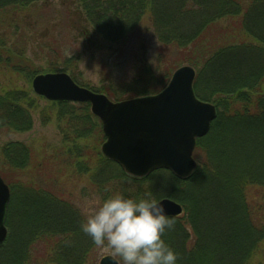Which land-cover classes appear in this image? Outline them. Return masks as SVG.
<instances>
[{
  "label": "trees",
  "instance_id": "obj_1",
  "mask_svg": "<svg viewBox=\"0 0 264 264\" xmlns=\"http://www.w3.org/2000/svg\"><path fill=\"white\" fill-rule=\"evenodd\" d=\"M39 1L45 0H0V26L12 25ZM71 1L83 11L82 22L102 39L127 42L145 26L164 51L155 67L148 61L139 66V77L131 84L111 88L117 100L162 91L184 62L197 70L196 94L218 109L211 131L198 140L200 164L189 179L159 170L135 180L103 155L99 139L90 144L96 127L101 137L103 130L89 103L49 101L60 124L68 125L59 148L64 166L75 162L78 175L88 177L90 188H83V197L95 194L101 203L117 193L142 196L143 188L126 190L130 182L143 184L159 176L169 180L158 189L160 198L167 196L184 207V214L174 217V230L164 237L178 254V264H254L258 257L257 264H264V221L259 219L264 218V202L249 200L252 188L264 193V0ZM2 46L0 63L27 72L30 82L42 73L25 58V51L5 42ZM70 61L54 64L48 72L72 70L78 82ZM157 75L162 77L159 87ZM35 104L24 89L0 92V133L31 130ZM36 153L22 142L0 147V170L11 188L9 236L0 245V264H97L99 250L80 230L86 219L82 209L46 190V157L37 160Z\"/></svg>",
  "mask_w": 264,
  "mask_h": 264
},
{
  "label": "rangeland",
  "instance_id": "obj_2",
  "mask_svg": "<svg viewBox=\"0 0 264 264\" xmlns=\"http://www.w3.org/2000/svg\"><path fill=\"white\" fill-rule=\"evenodd\" d=\"M69 5L71 7H68ZM83 16V11L71 0H49L48 2L45 0L36 2L20 14L19 18L14 19L12 25L5 24L0 26V50H2L4 42L13 49H22L25 51V58L32 62L34 67L42 73H47L54 64L64 66L71 60L69 64L76 66L77 71L74 74L81 85L72 77V70L56 72H66L71 75L78 85L94 92L105 94L112 101L117 102L118 98H115L111 94L113 92L111 88L121 90L126 85L131 84L139 77L138 67L145 61L150 62L155 67L158 58L164 57L162 55L164 51H160L157 39L153 37L152 32L150 34L147 32V27L145 26H142V28L140 26L127 42H109L98 36L90 24L82 22ZM222 23H226V21ZM175 59L176 56L174 55L172 60ZM180 64L182 66L187 65L184 62ZM167 66L170 67L169 64ZM164 67L162 68L164 69ZM160 72L162 73L161 70ZM174 73L175 70L172 71V75H169L171 76L169 83ZM160 78H162L160 75L155 77L156 87L160 86L159 82L162 81ZM143 85H139L138 87L140 88ZM14 87L24 89L29 93L31 98L36 100V104L31 110L33 127L31 130L24 132L0 133V147L9 142H22L32 146L34 153L37 151L34 154L35 156L37 155V160L46 157V185H44L46 186V190L65 197L64 199L68 200L67 202H71L76 209L77 207L82 209L84 217L87 218L100 201L95 194L83 197V188H90L88 177L78 175V172L74 168L75 162L65 166L63 164L62 157H65V155L63 150L61 151L59 148L62 146L64 131L68 125L64 121L60 124L61 121L56 117L57 110L53 109L46 98L38 96L34 92L32 81L30 82L29 77H27V72L13 71L6 64L0 63V92ZM108 94L113 96H109ZM96 122V119L93 118L95 126ZM96 128L94 130L95 135L93 134L89 142L92 145V143L99 139L98 146L102 151L106 137L104 131V137H101L99 127ZM197 146L194 158L200 164L197 158ZM3 164L0 163V165ZM2 167L8 169L7 167ZM16 174L19 175L18 172ZM59 176H62L61 180L65 182V191L61 190L63 186L58 182ZM52 180L57 181L52 183ZM167 184L169 185V180L163 181L159 176H154L143 184L130 182L126 190L128 192H135L138 189L142 190L143 188L144 191H147V189L151 188L150 192L161 200L168 197L162 196L160 198L162 190L158 189H162ZM257 192L259 191L256 188H252L249 200L264 202V193L258 194ZM259 219L264 221L262 217ZM96 248L99 250L97 264H100L101 259L105 256H114L106 246H97ZM114 257L120 261L119 257ZM260 259L261 257H258L254 264H257ZM93 260L95 261V259ZM120 264H122L121 261Z\"/></svg>",
  "mask_w": 264,
  "mask_h": 264
},
{
  "label": "water",
  "instance_id": "obj_3",
  "mask_svg": "<svg viewBox=\"0 0 264 264\" xmlns=\"http://www.w3.org/2000/svg\"><path fill=\"white\" fill-rule=\"evenodd\" d=\"M196 70L178 68L160 93L112 101L107 95L78 85L66 72H47L32 82L34 92L50 101L89 102L103 126V154L134 178H145L156 170L168 169L180 179L193 175L197 140L206 136L217 117V108L198 98L194 90ZM11 190L0 172V245L8 238L6 216ZM170 216L183 213V206L170 198L161 199ZM100 264H120L105 256Z\"/></svg>",
  "mask_w": 264,
  "mask_h": 264
},
{
  "label": "clouds",
  "instance_id": "obj_4",
  "mask_svg": "<svg viewBox=\"0 0 264 264\" xmlns=\"http://www.w3.org/2000/svg\"><path fill=\"white\" fill-rule=\"evenodd\" d=\"M175 225L162 201L145 191L142 196H108L80 230L94 245L110 249L122 264H178V254L164 238ZM66 243L71 245V239Z\"/></svg>",
  "mask_w": 264,
  "mask_h": 264
}]
</instances>
